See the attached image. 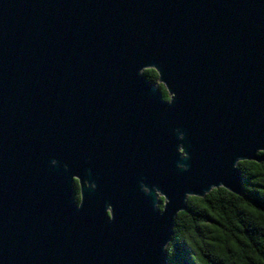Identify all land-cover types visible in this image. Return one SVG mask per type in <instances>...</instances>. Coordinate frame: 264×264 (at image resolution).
<instances>
[{"label": "water", "instance_id": "obj_1", "mask_svg": "<svg viewBox=\"0 0 264 264\" xmlns=\"http://www.w3.org/2000/svg\"><path fill=\"white\" fill-rule=\"evenodd\" d=\"M246 160L264 0H0V264H171L189 197L242 196Z\"/></svg>", "mask_w": 264, "mask_h": 264}, {"label": "trees", "instance_id": "obj_2", "mask_svg": "<svg viewBox=\"0 0 264 264\" xmlns=\"http://www.w3.org/2000/svg\"><path fill=\"white\" fill-rule=\"evenodd\" d=\"M143 73L158 83L155 69ZM159 85L169 100L167 88ZM238 166L244 178L242 196L220 187L203 198L189 197L166 247L171 264H264V162L246 160Z\"/></svg>", "mask_w": 264, "mask_h": 264}, {"label": "flooded vegetation", "instance_id": "obj_3", "mask_svg": "<svg viewBox=\"0 0 264 264\" xmlns=\"http://www.w3.org/2000/svg\"><path fill=\"white\" fill-rule=\"evenodd\" d=\"M169 100H170V98H169ZM75 189L77 192L76 196L77 197L79 196V199L81 200V187H80V182H79L78 178H76V180H75ZM161 198H162V200H164L163 196H161ZM80 200H79V202H80ZM163 205H164V203H162V207H163Z\"/></svg>", "mask_w": 264, "mask_h": 264}]
</instances>
